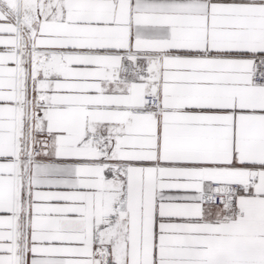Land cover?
Masks as SVG:
<instances>
[{"label": "snow or ice", "instance_id": "6c2138e0", "mask_svg": "<svg viewBox=\"0 0 264 264\" xmlns=\"http://www.w3.org/2000/svg\"><path fill=\"white\" fill-rule=\"evenodd\" d=\"M0 264H264V0H0Z\"/></svg>", "mask_w": 264, "mask_h": 264}]
</instances>
